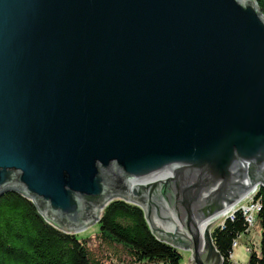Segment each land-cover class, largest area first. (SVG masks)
Listing matches in <instances>:
<instances>
[{
	"label": "water",
	"instance_id": "95a60500",
	"mask_svg": "<svg viewBox=\"0 0 264 264\" xmlns=\"http://www.w3.org/2000/svg\"><path fill=\"white\" fill-rule=\"evenodd\" d=\"M258 179L254 1L0 0V196L24 194L68 233L128 196L155 234L215 264L212 233L195 220Z\"/></svg>",
	"mask_w": 264,
	"mask_h": 264
},
{
	"label": "trees",
	"instance_id": "16d2710c",
	"mask_svg": "<svg viewBox=\"0 0 264 264\" xmlns=\"http://www.w3.org/2000/svg\"><path fill=\"white\" fill-rule=\"evenodd\" d=\"M252 1L264 16V0ZM255 200L262 204L255 215L261 235L258 245L252 240L247 244V264H264V188L257 191ZM234 216L224 221L223 228L220 222L212 230L223 264H235L231 257L234 244L252 232L242 212ZM98 223L99 246L91 247L78 234L49 223L31 198L6 192L0 196V264H181L180 250L156 236L136 204L115 199L102 210Z\"/></svg>",
	"mask_w": 264,
	"mask_h": 264
},
{
	"label": "rangeland",
	"instance_id": "374dc122",
	"mask_svg": "<svg viewBox=\"0 0 264 264\" xmlns=\"http://www.w3.org/2000/svg\"><path fill=\"white\" fill-rule=\"evenodd\" d=\"M258 180H261V179H258ZM250 189L248 191H251ZM247 195L245 197H243V198H240L239 199V203L236 204V206L233 207V208L236 209L235 212L229 213V214H227L224 217L221 216V218L220 217L217 218L216 220H214L210 224V227H208L209 228L208 230L211 231V233H212V230L215 228L214 226H218V224L220 222H224L227 219L231 220L232 218L235 217L233 214L236 213L237 211L242 212L243 216L246 218V222L248 224V227L250 228L249 230L252 231V232H251L250 235H248V237L244 235L242 238L239 239V241L237 242L238 244L236 243L233 246L234 255L232 256V259H233V262L235 264H247L248 263V260H249V257H250V253L248 252L247 244H249V241L252 240L254 245H258V243L260 242V235H261L260 226H259L258 223H256V225L254 227L252 225V222H250V221H252V217L255 214V212H254V209H252V205L253 204L251 203V199L249 200L251 194L249 196H247ZM127 197H117V199H121V198L122 199H127ZM131 198L133 199L134 195H131ZM257 201H260V200H257ZM33 202H34V200H33ZM141 202H143L144 204L146 203L145 201H141ZM255 202H256V200H255ZM35 205L37 206L36 203H35ZM100 206H102V205H100ZM100 206H97L93 217L87 218V224H78L75 227L65 228L64 230L69 231V233L72 232V233L78 234V238L80 240H88L91 247L99 246V244L97 243V235H98V233L100 231V225L98 223V220L100 219V216H101V213H102V210H103V207H100ZM143 211H144V209H143ZM144 213H145V211H144ZM41 214L50 223H52V224L56 223L57 219L48 218V212L47 213L43 212ZM219 214H217V215H219ZM217 215H215L214 217H216ZM145 216H146V213H145ZM214 217H211L210 219L206 220V222L210 223L211 220L214 219ZM150 222H151V220H150ZM150 225H152V223ZM219 225H221V224H219ZM152 228L156 231V236L158 238H160L162 240L164 239L167 242L169 241V243L170 242L174 243L173 241H171V235L162 237V232L161 231H159L158 229H156L154 227H152ZM221 228H223V227H221ZM212 240H213V238H212ZM176 243L182 246V247L179 246V248H178L180 250V253L182 254L181 264H195L194 263V259H193V252L190 251V250L185 249V247L187 246L188 242H182V241H178L177 242L176 241ZM213 244H214V242H213ZM96 250H97V247H96ZM107 262L108 261H106V263ZM214 262H215V264H216V262H217V264H223L222 260H221V263L220 262L218 263V260L214 259ZM122 264H129V263H122ZM141 264H144V263H141Z\"/></svg>",
	"mask_w": 264,
	"mask_h": 264
},
{
	"label": "bare ground",
	"instance_id": "6f19581e",
	"mask_svg": "<svg viewBox=\"0 0 264 264\" xmlns=\"http://www.w3.org/2000/svg\"><path fill=\"white\" fill-rule=\"evenodd\" d=\"M259 181H261V182H259ZM259 181H257L253 186H252V188L250 189L251 191H247L246 192V194L245 195H243L241 198H243V197H245L247 194V196H249L250 194H256L257 193V191L260 189V188H264V180L263 179H261V180H259ZM238 196H236L235 198H237ZM239 203V202H238ZM238 203H236V204H238ZM236 204H234V205H229V206H226V207H224V208H222V209H220V211H218L219 213V215H217L216 217H214V219L213 220H211V222L210 223H208V222H204V220H202V221H200V219H198V220H195V222H196V225H197V229L195 230L196 232H201V231H206V229H207V227H210V224L214 221V220H216L217 218H221V216H226L227 214H229V213H232V212H235L236 211V209L235 208H233L234 206H236ZM260 209H262V204H261V202H260ZM209 219V218H208ZM207 219V220H208ZM49 222V221H48ZM50 223V222H49ZM255 225H256V219H255V217H254V222H253V226L255 227ZM199 229H200V231H199ZM187 233H188V231H187ZM207 235L208 234H205L204 235V237L207 239ZM191 249V248H190ZM234 255V252H232L231 253V257ZM213 256H214V254H213ZM214 259H217V257H214ZM218 260V259H217Z\"/></svg>",
	"mask_w": 264,
	"mask_h": 264
},
{
	"label": "built area",
	"instance_id": "2783aa9c",
	"mask_svg": "<svg viewBox=\"0 0 264 264\" xmlns=\"http://www.w3.org/2000/svg\"><path fill=\"white\" fill-rule=\"evenodd\" d=\"M256 194H251V196H250V198H249V200L251 199V203L253 204L252 205V209H254V212H255V214L253 215V217H252V221H250V222H252V225H253V222H254V217H255V215L257 214V212L260 210V203L259 202H253V197L255 196ZM245 212V211H244ZM233 213V212H232ZM235 214V213H234ZM233 214V215H234ZM233 219V218H232ZM248 220V219H247ZM249 221V220H248ZM221 225H220V227H224V222H221L220 223ZM235 245V244H234Z\"/></svg>",
	"mask_w": 264,
	"mask_h": 264
}]
</instances>
